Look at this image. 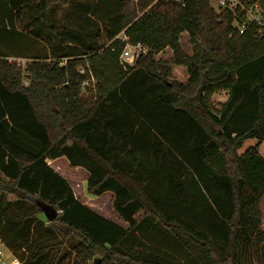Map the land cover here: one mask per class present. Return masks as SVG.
<instances>
[{
	"label": "trees",
	"instance_id": "trees-1",
	"mask_svg": "<svg viewBox=\"0 0 264 264\" xmlns=\"http://www.w3.org/2000/svg\"><path fill=\"white\" fill-rule=\"evenodd\" d=\"M5 1L0 239L19 261L242 264L238 256L256 240L264 264V31L247 15L256 0L220 12L213 0H102L117 10L105 37L96 30L88 40L53 24L70 0ZM40 30L56 38V46L47 40L52 55L25 66L11 60L22 56L13 45ZM184 32L192 54L181 44ZM76 36L81 47L59 55ZM127 43L148 48L133 66L120 60ZM166 48L186 66L187 81L171 80L172 64L157 58ZM221 90L228 98L215 110ZM249 139L257 143L240 152ZM63 156L88 171L91 195L114 194L127 226L76 197L48 163ZM38 199L58 210L56 219H46Z\"/></svg>",
	"mask_w": 264,
	"mask_h": 264
},
{
	"label": "rangeland",
	"instance_id": "rangeland-1",
	"mask_svg": "<svg viewBox=\"0 0 264 264\" xmlns=\"http://www.w3.org/2000/svg\"><path fill=\"white\" fill-rule=\"evenodd\" d=\"M255 6L250 8L249 12H247L248 18H257L264 23V0H256ZM238 4V0H213L212 5L220 12V10L225 6H230L233 10ZM117 7L115 5L112 6L111 9L105 8V4H103L102 0H70L69 4L64 8H57L53 24L59 26H66L68 28H73L76 33L80 36L88 39L95 38L96 30L102 34V37H105V22L107 17L111 15V13H115ZM8 5L6 4L5 0H0V22L3 26L7 28L10 27L9 18L10 15ZM40 25V20L35 19L33 20L32 26ZM93 30V31H92ZM6 36L11 39L13 37L10 34L6 33ZM119 36L123 37L124 33H121ZM79 36H76L73 39V42L65 43L62 49L58 50V54L62 55L71 49H68L67 46H80V39H77ZM55 44L56 38L54 36H50L47 30H40L35 32L33 35L28 34L27 37L23 38L19 42L17 41L15 45H13V51H17L22 56L20 57H12L11 60H16L22 66H25L26 63L30 60L31 57H34L38 54L48 53L49 56L52 55L51 46L48 44L47 40L49 39ZM46 41V42H45ZM106 43L108 42L105 40ZM13 43V42H11ZM181 44L184 50L192 54L193 52V44L190 40V36L187 32H184L181 35ZM61 48V47H60ZM172 49L166 48L162 52L157 55V58H162L167 60L172 64V76L171 80H178V81H187L188 80V72L187 68L184 65H176L173 63L172 57ZM56 57H51L50 60H54ZM95 81L92 80V84ZM89 93V91H86ZM227 94L224 90L216 92L213 97V106L215 110L221 108L222 104L224 103ZM257 143L256 139H250L244 143V146L241 148L240 152H244L250 146H254ZM260 153L264 156V141L261 143L259 147ZM56 163H51L52 166L57 168V172H59L62 176H64L69 184L72 186L73 191L76 197L85 205L91 207L93 210L97 211L98 213L102 214L103 216L112 219L118 220L119 223L124 224L121 220H119L114 212L113 208V197L110 192L105 193L101 196H93L88 192L87 182L89 178V173L86 169L82 167L73 168L70 166V163L66 161L65 157H62L61 160ZM59 165V166H58ZM260 209L262 211V221H263V228H264V196L260 201ZM125 226L127 224L125 223ZM258 242L254 240L253 242L245 245L244 253L238 256V259L242 262V264H263L260 260L259 254V245ZM0 249L3 251L5 247L0 244ZM5 252L4 255L5 256ZM2 256V258H3Z\"/></svg>",
	"mask_w": 264,
	"mask_h": 264
},
{
	"label": "built area",
	"instance_id": "built-area-1",
	"mask_svg": "<svg viewBox=\"0 0 264 264\" xmlns=\"http://www.w3.org/2000/svg\"><path fill=\"white\" fill-rule=\"evenodd\" d=\"M250 10V9H249ZM249 10L247 12H249ZM250 21H254L256 22L259 27H260V32L264 31V23L262 21H260L257 18H248ZM247 27L246 24H243L240 27V32H244L245 28ZM123 40H127V36L124 34L123 37L118 36ZM148 52V48L143 46L140 43L137 44H132V43H127V45L125 46L121 56H120V60L122 62V64H124L125 66H133L137 60V58L142 55V54H146ZM81 73H84L85 70L82 68L80 69ZM2 255V251L0 250V256ZM14 264H22L20 261L18 260H14Z\"/></svg>",
	"mask_w": 264,
	"mask_h": 264
},
{
	"label": "crops",
	"instance_id": "crops-1",
	"mask_svg": "<svg viewBox=\"0 0 264 264\" xmlns=\"http://www.w3.org/2000/svg\"><path fill=\"white\" fill-rule=\"evenodd\" d=\"M226 92V94H227V97H226V99H225V101L227 100V98H228V93H227V91H225ZM224 101V102H225ZM250 140V139H249ZM248 141V140H247ZM246 141V142H247ZM64 157V156H63ZM66 158V157H65ZM62 159V157H59V158H56V159H52V160H48V163L52 166V164L51 163H56V164H59L58 162H59V160H61ZM66 161H68L67 160V158H66ZM68 163H69V161H68ZM62 164V163H61ZM61 164H59V165H61ZM58 165V166H59ZM55 170H57V168L55 167V166H52ZM57 171H59V170H57ZM105 193H108V192H105ZM104 193V194H105ZM111 193V195H112V197H114V194L112 193V192H110ZM112 220V219H111ZM113 221H115V222H118L119 223V221L118 220H113ZM120 224H122V223H120ZM122 225H124L125 226V223L124 224H122ZM0 244L1 245H3L4 247H5V249L2 251L1 249V251H2V255L0 256V264H14V260H18L19 261V259L11 252V250L3 243V241L0 239ZM4 252L6 253L5 254V256H3L4 255ZM2 256H3V258H2Z\"/></svg>",
	"mask_w": 264,
	"mask_h": 264
},
{
	"label": "water",
	"instance_id": "water-1",
	"mask_svg": "<svg viewBox=\"0 0 264 264\" xmlns=\"http://www.w3.org/2000/svg\"><path fill=\"white\" fill-rule=\"evenodd\" d=\"M36 204L38 205L40 210L43 212L47 220L52 221L57 218L59 212L53 205L47 204L40 199L36 201ZM99 262H100V259L97 258L94 264H98Z\"/></svg>",
	"mask_w": 264,
	"mask_h": 264
}]
</instances>
